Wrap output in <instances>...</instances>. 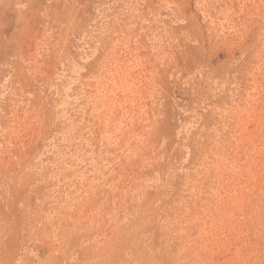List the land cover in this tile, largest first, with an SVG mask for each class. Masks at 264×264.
<instances>
[{
	"label": "rangeland",
	"instance_id": "obj_1",
	"mask_svg": "<svg viewBox=\"0 0 264 264\" xmlns=\"http://www.w3.org/2000/svg\"><path fill=\"white\" fill-rule=\"evenodd\" d=\"M0 264H264V0H0Z\"/></svg>",
	"mask_w": 264,
	"mask_h": 264
}]
</instances>
